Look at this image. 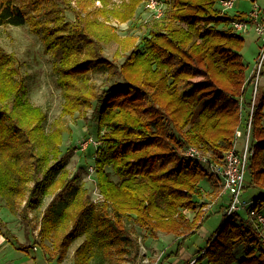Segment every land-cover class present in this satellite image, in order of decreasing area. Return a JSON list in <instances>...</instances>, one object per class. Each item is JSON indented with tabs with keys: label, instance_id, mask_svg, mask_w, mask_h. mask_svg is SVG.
<instances>
[{
	"label": "trees",
	"instance_id": "trees-1",
	"mask_svg": "<svg viewBox=\"0 0 264 264\" xmlns=\"http://www.w3.org/2000/svg\"><path fill=\"white\" fill-rule=\"evenodd\" d=\"M68 1L0 0V25L30 21L32 31L41 32L63 89L64 112L86 109L95 101L96 136L103 131L94 153L101 200L89 202L74 190L64 207L50 205L43 213L37 237L47 250L43 240L70 218L71 226L53 248L60 255L63 245L83 236L74 264H105V253L114 248L136 254L133 225L152 238L160 231L186 236L201 225L204 212L195 201L202 195L199 183L209 173L184 150L193 145L218 160L244 121L239 105L247 77L240 52L244 38L218 25L245 14H219L218 0H165L164 15L151 25L144 48L131 51L117 65L102 53V44L113 38L101 28L104 24L76 13L75 20H66L60 3ZM44 14L48 19L42 20ZM168 16L172 20L165 22ZM20 66L0 47V199L10 211L20 201L24 207L38 203L36 191L49 193L64 165L58 147L61 131L43 132L47 114L26 100ZM110 66L119 81L99 92L84 87L91 72ZM263 105L264 90L257 87L250 137L254 150L243 187L254 190L257 210L264 208ZM50 159L55 162L49 164ZM60 179L64 188L70 187ZM184 209L196 212L192 220ZM238 245L245 250L239 258L234 252ZM198 251L196 260L208 264H264V237L254 217L243 220L236 211L224 214Z\"/></svg>",
	"mask_w": 264,
	"mask_h": 264
},
{
	"label": "rangeland",
	"instance_id": "rangeland-1",
	"mask_svg": "<svg viewBox=\"0 0 264 264\" xmlns=\"http://www.w3.org/2000/svg\"><path fill=\"white\" fill-rule=\"evenodd\" d=\"M145 0H69L68 3H60L63 17L66 20H75L76 13L79 17L93 19L102 22L103 31L109 32L113 37L103 43L102 53L104 56L120 65L131 51L143 49L145 40L149 36L151 25L164 13L154 18L149 15L144 7ZM260 8V18L264 22V0H233V5L223 14L237 16L247 14L253 9V3ZM69 5V7H67ZM164 4L163 8H165ZM215 7L219 9L220 3L216 1ZM74 9V10H73ZM132 9V13L127 14ZM167 16V15H166ZM40 19L42 17H39ZM48 19L44 14L42 20ZM172 20L169 16L165 22ZM32 23L29 21L20 26L0 25V47L7 53L13 54L20 61V74L25 82L24 95L28 102L40 106L47 114L42 124L45 134L54 130L61 131V142L58 145L60 156L64 165L54 175V183L49 193L36 191L40 197L38 203L30 207H24V201L15 204L14 210L10 211L5 200L0 199V264H74L75 250L83 241V236L73 239L68 245H63L64 251L57 253L53 248V242L61 239L64 232L71 226V219L63 224L59 232L51 238H46L43 243L47 246L44 250L39 244L37 237L43 213L47 208L55 206L64 207L71 200L73 191L78 190L83 199L97 203L101 195L96 184L95 171L90 167L95 165V147L90 145L82 151L78 143L87 137L100 140L97 135V124L92 100L90 107L75 109L73 113L63 111L65 97L63 89L58 84L57 74L53 70V58L44 50L41 32H33ZM219 27L231 28L229 22L219 24ZM244 38V45L240 52L246 65V73L252 71L255 65V57L260 51V41L254 30L239 33ZM264 61V60H263ZM260 91L264 90V62L261 68ZM196 78V77H194ZM197 79V78H196ZM119 81L114 67L105 70L93 71L84 87L93 91L107 89L112 83ZM241 110L244 121L247 114V106ZM264 111V105H263ZM264 124V119L262 121ZM243 137L238 138L236 149L241 150ZM55 162L49 160V164ZM110 177L118 180L109 166L106 167ZM248 174V169L246 175ZM63 177L67 179L70 187H63ZM212 175H207L200 183L202 195H196L195 206L204 212L203 221L199 228L186 236H176L171 233L158 232L156 238L133 225V234L137 240L136 254L117 252L111 249L105 253V264H208L206 260H196L199 249L206 245L207 240L215 233L224 219V208L229 203L230 196L220 193L221 188ZM212 187L217 192H212ZM253 189L243 190L240 196L242 201H250ZM205 193V194H204ZM264 214V208L260 210ZM188 219L192 220L195 211L184 209ZM239 218L248 219L246 208H239ZM236 257L245 254L244 247L238 245L235 250ZM231 264H239L238 260Z\"/></svg>",
	"mask_w": 264,
	"mask_h": 264
},
{
	"label": "built area",
	"instance_id": "built-area-1",
	"mask_svg": "<svg viewBox=\"0 0 264 264\" xmlns=\"http://www.w3.org/2000/svg\"><path fill=\"white\" fill-rule=\"evenodd\" d=\"M220 3V12L224 13L225 10L233 5V0H218ZM144 7L148 10L149 15L154 18L160 17L164 13L163 6L166 4L165 0H145ZM260 8L257 4L253 3V9L247 13L244 18L232 19L229 21V26L234 32H248L254 30L260 41V51L255 57V65L249 76L246 77L252 81V90L249 100L244 98V95L240 97L239 105L240 110L243 109V105L247 107V116L245 121L235 129L232 146L227 149L222 156L215 160L201 152L196 146H188L184 150L186 157L191 158L199 162L204 166L207 172L214 176L220 184V193H227L230 196L229 203L224 208L223 212L226 216L236 212L239 208H246L248 215L254 217L260 233L264 237V214L255 209L253 205L254 200L248 202L240 200L241 193L244 187V178L246 175L248 162L250 156L253 154V146L250 140L252 131V116L255 103L256 91L261 76V68L264 60V22L260 18ZM243 137V145L241 150L236 149V143L238 138ZM93 145L95 149L99 145L98 140H94L92 137H87L78 143V148L82 151ZM90 171H95V167H90Z\"/></svg>",
	"mask_w": 264,
	"mask_h": 264
},
{
	"label": "crops",
	"instance_id": "crops-1",
	"mask_svg": "<svg viewBox=\"0 0 264 264\" xmlns=\"http://www.w3.org/2000/svg\"><path fill=\"white\" fill-rule=\"evenodd\" d=\"M245 15H246V14H245ZM250 73H251V71L248 72L247 76H249ZM261 79H262V77L260 76L259 83H258V87H259V89H260L259 84H260V82H261ZM262 84H264V79H263V83H262ZM251 90H252V81H251V79H248L247 82H246V84H245V91H244V98H245L247 101H248L249 98H250ZM214 179H215V180L218 182V184H219V181H218L216 178H214ZM219 187H220V184H219ZM212 189H214V188L212 187Z\"/></svg>",
	"mask_w": 264,
	"mask_h": 264
}]
</instances>
